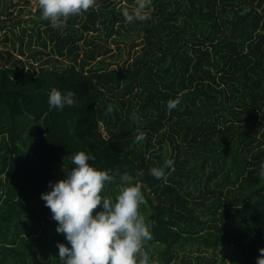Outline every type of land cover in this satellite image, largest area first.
<instances>
[{"label": "trees", "instance_id": "trees-1", "mask_svg": "<svg viewBox=\"0 0 264 264\" xmlns=\"http://www.w3.org/2000/svg\"><path fill=\"white\" fill-rule=\"evenodd\" d=\"M119 1L45 0L37 13L54 25L35 29L56 45L38 66L22 46L19 55L0 48V264H137L133 253L122 255L128 261L117 253L126 223L127 235L136 234L134 215L160 264H215L191 253L202 247L226 248L229 264H264V0H149L148 13ZM132 17L144 29L143 51L127 69L96 64L111 49L96 42L102 29L120 33ZM55 52L70 62L60 68ZM123 82V94L136 93L109 101L105 92ZM180 108L184 116L168 126L167 110ZM152 134L171 141L170 173L149 151ZM63 156H75V166ZM85 162L118 182L113 209L126 216L113 212L86 245L77 237L67 248V239L48 237L51 216L64 201L66 217L79 213L99 192L57 195L60 176L83 183L56 169L72 164L81 176ZM72 253L77 260L66 263Z\"/></svg>", "mask_w": 264, "mask_h": 264}, {"label": "rangeland", "instance_id": "rangeland-1", "mask_svg": "<svg viewBox=\"0 0 264 264\" xmlns=\"http://www.w3.org/2000/svg\"><path fill=\"white\" fill-rule=\"evenodd\" d=\"M45 0H0V48L5 51V49H9L13 51L16 55H19V49L22 46L24 50V54L22 55L23 58L27 60H34L35 64H41L43 61L49 56V52L52 51L54 46L56 45L54 41L52 40V37L48 35V33L42 32L41 37L36 31V29L39 27L41 30H44L48 25H54V22L52 19L49 20V23H47L45 20H43L44 16H40L37 13V9L43 4ZM76 0H73L75 2ZM101 2V1H100ZM77 3V2H75ZM149 8L145 6V2H142L141 0H120L116 3V5L119 7L120 4H128V7L130 9H133L135 13L139 12H151V10L154 8L153 3H151L148 0ZM45 13V11H44ZM46 15V14H45ZM137 18L132 17V25L128 29L122 28L121 32H114L110 35H108V32L105 29H102V32L99 33L100 37H96V42L101 41L107 43L108 46L111 47L109 51L106 53L99 55L95 61L96 64H98V60L100 58L102 59V63L105 64L108 68H124L127 69L128 65L132 62V60L135 58L136 55L140 54L143 51L144 47V29L137 24H134V20ZM130 23V22H129ZM56 26V25H55ZM54 26V29L56 27ZM63 26H61L62 28ZM36 28V29H35ZM23 38V41L20 39V35ZM31 34H33V37H31ZM98 34V33H97ZM19 35V36H18ZM43 37L46 38V45L42 42ZM36 48L37 50H42V52L37 53L36 57H31L32 49ZM55 56H58L59 54L57 52L52 53ZM58 58L62 60V62H57L60 68L63 65L68 64L70 62V58L67 55H59ZM51 59V58H49ZM49 63H46L45 65H48ZM38 66V65H37ZM125 83L123 82L121 87L119 89H116V91H106V97L109 99V101L117 100V99H126L128 100V96L133 95L137 91V87H133L130 91L123 94V90L125 87ZM111 104V103H110ZM127 104V102H126ZM118 107L121 109V119L125 117V106L121 107L118 105ZM180 114H177L175 112H170V110H167V115H172L171 119L168 121L169 125H174V122L176 120H179L181 117H183V108L179 109ZM223 112V111H222ZM112 121L113 122H119L118 119L114 115L111 114ZM231 115L229 113H226V118L229 119ZM120 123V122H119ZM104 122H101V129L106 134ZM148 137V143H149V151L157 152L162 155V158L164 160V166L163 170L169 169L168 173L171 172L173 169V150L171 141L168 139V137L159 136L157 134L147 135ZM160 137L163 138L162 141H160ZM179 141H182V138H179ZM155 157V155H154ZM69 158H71V162L76 164V161L73 160L75 156H63L61 158V162H70ZM72 164H62L61 167L57 166L56 171L61 174V172L67 170L64 168H69L67 171L73 172V175H75L77 178L75 180H81V183L83 185H79L78 183L74 184L71 182L74 178L66 177L68 175L65 174L63 176H60L59 183H57V186L55 185V188L58 186H61L58 191L57 195L62 196L63 194L66 195L67 189H70V192H73V195H70L69 198H73L74 195L79 194L86 195L87 190L92 187L93 191H98L99 193L93 194V196L87 195L86 198H95V200H91L89 202H84L83 210L81 209L79 213H73L68 214V216H65V209L66 206L71 204L70 201H64L65 204H63V208H61L60 211L57 214H53L51 216V221L54 223L48 226L47 235L49 238L53 237L54 235H57V239L59 240V244H64V239H70L72 240V245L75 243L76 238L80 237L81 239L86 240L85 245L89 242V234L91 230L95 228H100L102 226L101 222H103V219L110 218V216H113V212L115 214H121L123 216H126L123 211H115L113 208L114 206L118 205L116 202L117 199H121V197L118 195V185H116L118 182L114 181V178H108L106 176H102L97 174L94 169L88 165V163L85 162L86 168L80 169V171L85 172L83 175H79V173L76 171L77 168L73 167ZM75 166V165H74ZM78 170V169H77ZM197 170H200V167L197 168ZM90 183V185H86L87 183ZM118 195V196H117ZM140 196V195H139ZM138 196V197H139ZM76 198H73L75 200ZM106 200V201H105ZM112 202L111 205H109V202ZM135 201L137 204H139V199L136 198ZM77 204V203H76ZM75 204V205H76ZM56 206L55 203H52L50 206ZM56 208L53 207V211ZM63 209V210H62ZM86 211L88 212L87 214ZM84 213V214H83ZM98 220H96V219ZM49 220V221H50ZM64 221V222H62ZM66 221V222H65ZM129 221V220H128ZM61 222V223H60ZM132 226L135 228L136 234L131 237L130 234L127 235V229L132 228L129 227L126 223V226L124 228V231L126 230L125 234L122 231L121 234V240L123 241L117 249L118 256L122 258V255L124 253H133L132 262L137 264H160L159 260L156 257L157 254V246L154 243L149 244L151 246V249H153L154 257L149 258L150 253L147 252V245L146 241L148 238L147 230L144 229L143 222H140V220L134 215L133 220L130 222ZM133 229V228H132ZM132 232V231H131ZM133 233V232H132ZM104 233H101L99 237H102ZM127 235V237H126ZM3 240V239H2ZM34 244L30 243V249L32 250V253H34V249H32ZM70 248V242L68 240V247ZM226 248H219V249H212V248H200L201 251L194 250L191 251V253H199L202 252L207 257L216 258L217 262L215 264H221L222 258H224L225 264H229V258L225 256V250ZM182 252L178 251V255L181 256ZM77 253H72V257L66 258L65 262L70 263L77 260ZM1 257V256H0ZM31 258H33V255H31ZM117 259V258H116ZM123 260H129L128 258H122ZM41 260H44L43 258ZM170 264H177L174 260L170 262Z\"/></svg>", "mask_w": 264, "mask_h": 264}]
</instances>
